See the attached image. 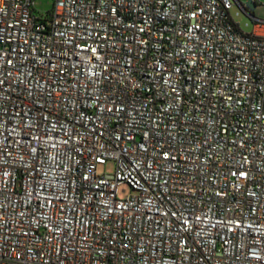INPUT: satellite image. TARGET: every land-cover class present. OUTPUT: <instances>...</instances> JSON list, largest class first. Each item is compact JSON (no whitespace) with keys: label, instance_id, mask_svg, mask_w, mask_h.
I'll use <instances>...</instances> for the list:
<instances>
[{"label":"built area","instance_id":"1","mask_svg":"<svg viewBox=\"0 0 264 264\" xmlns=\"http://www.w3.org/2000/svg\"><path fill=\"white\" fill-rule=\"evenodd\" d=\"M258 4L0 0V264H264Z\"/></svg>","mask_w":264,"mask_h":264},{"label":"rangeland","instance_id":"2","mask_svg":"<svg viewBox=\"0 0 264 264\" xmlns=\"http://www.w3.org/2000/svg\"><path fill=\"white\" fill-rule=\"evenodd\" d=\"M241 4L247 5L249 0H238ZM55 0H35V7L37 15L49 12ZM250 11L253 12V16L256 20L264 22V0H260L255 8L248 7ZM230 16L234 23L238 24L239 29L244 33H252L254 30V21L253 19L247 17L241 9L234 5L230 10ZM115 165L113 162L109 161L104 166L97 167V175H111L113 174ZM131 193L130 188L126 184H122L118 187L117 197L119 199H125Z\"/></svg>","mask_w":264,"mask_h":264},{"label":"water","instance_id":"3","mask_svg":"<svg viewBox=\"0 0 264 264\" xmlns=\"http://www.w3.org/2000/svg\"><path fill=\"white\" fill-rule=\"evenodd\" d=\"M246 15V14H245ZM247 17H249L248 15H246ZM249 18H251L252 19V17H249Z\"/></svg>","mask_w":264,"mask_h":264},{"label":"crops","instance_id":"4","mask_svg":"<svg viewBox=\"0 0 264 264\" xmlns=\"http://www.w3.org/2000/svg\"><path fill=\"white\" fill-rule=\"evenodd\" d=\"M253 32V31H252Z\"/></svg>","mask_w":264,"mask_h":264}]
</instances>
